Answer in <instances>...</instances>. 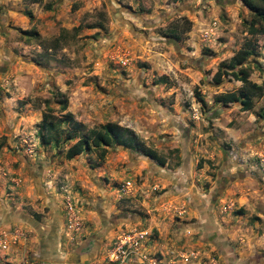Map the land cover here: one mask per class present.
Returning <instances> with one entry per match:
<instances>
[{
  "label": "rangeland",
  "instance_id": "obj_1",
  "mask_svg": "<svg viewBox=\"0 0 264 264\" xmlns=\"http://www.w3.org/2000/svg\"><path fill=\"white\" fill-rule=\"evenodd\" d=\"M258 28L240 0H0V264H264V90L212 81L245 49L264 84ZM44 112L76 125L42 144ZM113 126L130 148L65 158Z\"/></svg>",
  "mask_w": 264,
  "mask_h": 264
},
{
  "label": "trees",
  "instance_id": "obj_2",
  "mask_svg": "<svg viewBox=\"0 0 264 264\" xmlns=\"http://www.w3.org/2000/svg\"><path fill=\"white\" fill-rule=\"evenodd\" d=\"M37 0H31L36 2ZM242 5L251 13L253 21L258 24V31L264 33V0H240ZM249 52L245 49L238 50L226 63H220L218 69L212 76V81L215 83L220 81L222 75L226 72L235 80L242 84V89L238 92H228L216 97V101L227 103H238L240 109L243 111L250 109L252 106V97L259 96L264 90V84L256 85L248 79L246 71L239 69L235 70V67L240 66L245 61ZM197 101L201 107L205 104L203 100L195 94ZM66 108L65 100L61 101L60 110L64 111ZM75 126L72 116L69 113H65L61 118L52 120L48 112H44L39 121V138L42 144L50 145L56 143L54 136L60 120ZM89 138H79L74 144H72L65 151V158L70 159L74 155L82 153L87 149H96L97 157L102 159L105 153V147L118 145L124 148H130L132 143V133L124 128L113 126L111 128L104 127L102 131H91ZM147 155L154 157V153L146 151Z\"/></svg>",
  "mask_w": 264,
  "mask_h": 264
},
{
  "label": "built area",
  "instance_id": "obj_3",
  "mask_svg": "<svg viewBox=\"0 0 264 264\" xmlns=\"http://www.w3.org/2000/svg\"><path fill=\"white\" fill-rule=\"evenodd\" d=\"M123 242H121V244H117L116 245V248H115V251H119L120 250V248L122 247V244Z\"/></svg>",
  "mask_w": 264,
  "mask_h": 264
}]
</instances>
